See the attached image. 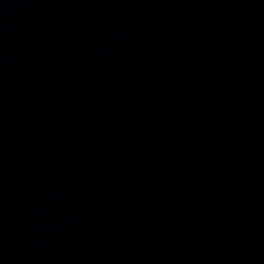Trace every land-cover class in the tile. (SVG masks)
I'll return each instance as SVG.
<instances>
[{"label":"water","instance_id":"1","mask_svg":"<svg viewBox=\"0 0 264 264\" xmlns=\"http://www.w3.org/2000/svg\"><path fill=\"white\" fill-rule=\"evenodd\" d=\"M0 264H264V0H0Z\"/></svg>","mask_w":264,"mask_h":264}]
</instances>
